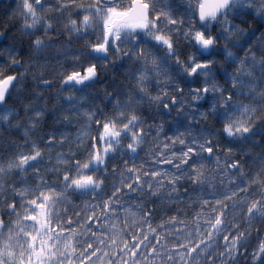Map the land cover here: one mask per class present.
Returning a JSON list of instances; mask_svg holds the SVG:
<instances>
[{
  "label": "snow or ice",
  "instance_id": "1",
  "mask_svg": "<svg viewBox=\"0 0 264 264\" xmlns=\"http://www.w3.org/2000/svg\"><path fill=\"white\" fill-rule=\"evenodd\" d=\"M9 7L0 264H264V0Z\"/></svg>",
  "mask_w": 264,
  "mask_h": 264
},
{
  "label": "trees",
  "instance_id": "2",
  "mask_svg": "<svg viewBox=\"0 0 264 264\" xmlns=\"http://www.w3.org/2000/svg\"><path fill=\"white\" fill-rule=\"evenodd\" d=\"M15 0H7V2L0 4V31H5L7 32V37L10 36L9 39L4 40L5 42L7 41H12V38L14 36H17V33L15 31V29L11 26L5 27V15L7 14L8 11H10V5H14ZM177 2L179 3L180 0H177ZM112 76V72L109 71H105L102 72L101 77L98 78V81H100L101 83H98L95 87L100 88L101 91H103V87H102V81H109L111 79ZM195 211V210H194Z\"/></svg>",
  "mask_w": 264,
  "mask_h": 264
},
{
  "label": "flooded vegetation",
  "instance_id": "3",
  "mask_svg": "<svg viewBox=\"0 0 264 264\" xmlns=\"http://www.w3.org/2000/svg\"><path fill=\"white\" fill-rule=\"evenodd\" d=\"M3 33H5V31H0V36H2V40H0V42H3V43L11 42V41H7V42L4 41L6 39H9L10 36L7 37V35H4ZM16 71H19V69H17Z\"/></svg>",
  "mask_w": 264,
  "mask_h": 264
},
{
  "label": "water",
  "instance_id": "4",
  "mask_svg": "<svg viewBox=\"0 0 264 264\" xmlns=\"http://www.w3.org/2000/svg\"><path fill=\"white\" fill-rule=\"evenodd\" d=\"M2 1H5V0H0V2H2ZM0 40H2V36H0Z\"/></svg>",
  "mask_w": 264,
  "mask_h": 264
}]
</instances>
